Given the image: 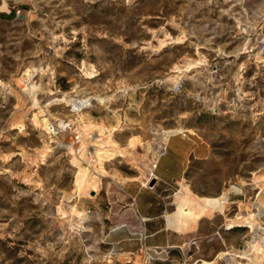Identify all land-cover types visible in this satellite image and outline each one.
Returning a JSON list of instances; mask_svg holds the SVG:
<instances>
[{
    "label": "rangeland",
    "instance_id": "374dc122",
    "mask_svg": "<svg viewBox=\"0 0 264 264\" xmlns=\"http://www.w3.org/2000/svg\"><path fill=\"white\" fill-rule=\"evenodd\" d=\"M177 132L223 214L149 254L122 184ZM196 259L264 264V0H0V264Z\"/></svg>",
    "mask_w": 264,
    "mask_h": 264
},
{
    "label": "crops",
    "instance_id": "0c3cea01",
    "mask_svg": "<svg viewBox=\"0 0 264 264\" xmlns=\"http://www.w3.org/2000/svg\"><path fill=\"white\" fill-rule=\"evenodd\" d=\"M209 149L183 132L168 135L163 151L156 160L149 187L147 181H124L122 191L136 218L139 242L144 251L167 253L184 249L200 238H207L218 228L217 216L221 208L214 207L215 198H191L182 183L192 160L208 157ZM237 204L239 199L226 195L227 203ZM221 246V248H220ZM215 253L222 252L224 243ZM192 257V255L190 256ZM203 259H196L200 264Z\"/></svg>",
    "mask_w": 264,
    "mask_h": 264
},
{
    "label": "bare ground",
    "instance_id": "6f19581e",
    "mask_svg": "<svg viewBox=\"0 0 264 264\" xmlns=\"http://www.w3.org/2000/svg\"><path fill=\"white\" fill-rule=\"evenodd\" d=\"M213 204H214V207L221 208L222 205L224 204V198L222 200L214 199Z\"/></svg>",
    "mask_w": 264,
    "mask_h": 264
},
{
    "label": "water",
    "instance_id": "95a60500",
    "mask_svg": "<svg viewBox=\"0 0 264 264\" xmlns=\"http://www.w3.org/2000/svg\"><path fill=\"white\" fill-rule=\"evenodd\" d=\"M154 184V181H151L148 186L151 187Z\"/></svg>",
    "mask_w": 264,
    "mask_h": 264
}]
</instances>
